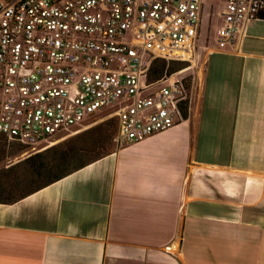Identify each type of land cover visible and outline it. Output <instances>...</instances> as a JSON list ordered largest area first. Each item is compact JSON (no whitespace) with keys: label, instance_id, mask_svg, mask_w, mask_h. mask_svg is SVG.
I'll use <instances>...</instances> for the list:
<instances>
[{"label":"crops","instance_id":"0c3cea01","mask_svg":"<svg viewBox=\"0 0 264 264\" xmlns=\"http://www.w3.org/2000/svg\"><path fill=\"white\" fill-rule=\"evenodd\" d=\"M0 264H264V19L181 124L0 203Z\"/></svg>","mask_w":264,"mask_h":264},{"label":"built area","instance_id":"2783aa9c","mask_svg":"<svg viewBox=\"0 0 264 264\" xmlns=\"http://www.w3.org/2000/svg\"><path fill=\"white\" fill-rule=\"evenodd\" d=\"M217 45L234 47L264 0H221ZM206 0L0 1V147L24 156L106 111L115 141L135 144L181 124L186 69L154 78V64L191 61ZM172 242L165 252L174 254Z\"/></svg>","mask_w":264,"mask_h":264},{"label":"rangeland","instance_id":"374dc122","mask_svg":"<svg viewBox=\"0 0 264 264\" xmlns=\"http://www.w3.org/2000/svg\"><path fill=\"white\" fill-rule=\"evenodd\" d=\"M221 7V0H206L204 24L195 43L194 57L191 61H184L186 71L183 76H186L189 100L193 106L201 99L208 57L217 45ZM112 112L98 114L73 131L57 136L34 151L30 150L31 155L41 153V157L32 162H25L31 155L24 156L25 150L19 145L1 147L0 184L4 186V196L16 197L36 190L83 161L117 150L120 145L115 141L116 126ZM81 134L86 136L78 140L76 136ZM96 142L100 147H96ZM54 145H57L55 149L47 151Z\"/></svg>","mask_w":264,"mask_h":264},{"label":"trees","instance_id":"16d2710c","mask_svg":"<svg viewBox=\"0 0 264 264\" xmlns=\"http://www.w3.org/2000/svg\"><path fill=\"white\" fill-rule=\"evenodd\" d=\"M259 18L264 19V10L261 11V13H260V15H259ZM184 63H185V62H181V61H179V62H170V63H169V62L164 61V60H159V61H157V62L154 64V68H156L155 71H154V78H157V79H158V78L162 77V76L164 75V73L166 72V69H167V68L169 69V72H171V73H172V72H175V71H177V70L184 69V68H185ZM175 64L179 65V67H178V66H175ZM188 113H189V103L187 102V105H186L185 108H184V116H185L186 119H187V117H188ZM112 120H113V122H114V123H113L114 126H116V127H115V128H116L115 135H116V134H117V130H118L117 119H116V118H113ZM115 135H114V136H115ZM85 136H86V134H81V135H78V136H76V137L78 138V140H81V139L84 138ZM77 138H75V139H77ZM14 145H15V144H14ZM95 145H96L97 148L100 147L98 142H96ZM3 146L6 147L7 145H6V144H2L1 147H3ZM12 146H13V145H12ZM1 147H0V148H1ZM21 147H22V146H21ZM56 147H57V145L51 146L50 148L47 149V151H49V150H51V149H55ZM22 148L26 151L25 147H22ZM25 151H24V152H25ZM114 152H116V150H114V151H109L108 153H106V154H104V155H100V156L95 157V158H93V159L83 161L82 163H80V165H78V166L75 167L74 169H72V170H70V171H68V172L62 173V174H60V175H58V176L55 177L53 180H51V181H49L48 183H46L44 186L49 185V184L53 183L54 181L59 180V179L65 177V176H67V175H69V174H71V173H73V172H75V171H77V170H79V169L85 167L86 165H89V164H91V163H93V162H95V161H97V160H100L101 158H103V157H105V156H107V155H110V154H112V153H114ZM70 154H71V153H70ZM70 154H69V155H70ZM38 157H41V153H37V154H34V155L29 156V157L25 160V162H32L33 160H35V159L38 158ZM42 187H43V186H42ZM40 188H41V187H39V188H37V189H40ZM37 189H36V190H37ZM33 191H35V190H32V191H30V192L23 193V194H21V195H16V197H15V196L13 197L12 195H10V196H9V195H8V196H4V192H5V190H4V186H3L2 184H0V203H2V204H12V203H15V202L21 200L22 198L26 197L27 195H29V194L32 193Z\"/></svg>","mask_w":264,"mask_h":264}]
</instances>
